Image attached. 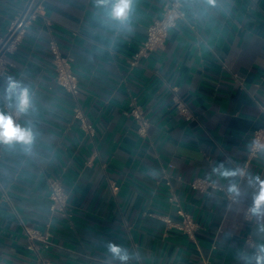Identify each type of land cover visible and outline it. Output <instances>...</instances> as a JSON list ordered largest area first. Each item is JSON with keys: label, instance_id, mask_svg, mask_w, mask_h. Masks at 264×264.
Returning a JSON list of instances; mask_svg holds the SVG:
<instances>
[{"label": "crops", "instance_id": "1", "mask_svg": "<svg viewBox=\"0 0 264 264\" xmlns=\"http://www.w3.org/2000/svg\"><path fill=\"white\" fill-rule=\"evenodd\" d=\"M30 1L0 0V39ZM163 1L134 0L121 27L97 0H35L0 75V112L12 103L9 78L30 89L20 123L34 136L0 142V264L120 262L109 244L127 250L126 264H255L264 216L246 219V209L257 191L249 179L264 180V148L243 179L213 168L236 169L264 123V0H183L195 28L178 23L162 48L131 65ZM51 40L72 57L76 95L55 80ZM132 98L149 120L145 137L127 113ZM77 106L94 133L74 117ZM51 176L70 193L68 216H50ZM195 178L218 187L195 189ZM233 182L241 194L231 201ZM173 195L198 224L193 237L166 221L180 220ZM25 226L48 230L50 242L31 241Z\"/></svg>", "mask_w": 264, "mask_h": 264}, {"label": "built area", "instance_id": "2", "mask_svg": "<svg viewBox=\"0 0 264 264\" xmlns=\"http://www.w3.org/2000/svg\"><path fill=\"white\" fill-rule=\"evenodd\" d=\"M34 4L35 0H31L28 6L14 18L8 31L0 39V75H4L9 71L11 63L6 59V55L13 52L21 43L27 26L35 16ZM181 22L188 24L191 28H195L194 22L190 20L186 12L183 0H164L161 15L153 18L148 25L144 40L141 42L138 50L130 59L131 65H136L141 58L147 57L154 51L162 48L169 36L170 29ZM49 50L53 58L55 80L57 84L74 95L78 94L80 91V85L78 76L71 68L72 57L68 54H64L58 43L54 40L49 42ZM175 106L179 113L184 115L186 118L190 117V109L184 100L176 97ZM261 108L264 112V105L261 106ZM5 109L7 111V115H11L15 123L23 127L20 123V113L8 105H5ZM127 113L130 114L136 121L137 133L141 137H145L148 133L149 120L145 115L144 108L135 98L130 100ZM74 117L81 119V125L87 132L90 134L94 133L92 125L84 120L79 106L74 108ZM263 148L264 123L260 128L253 131L250 146L244 161L235 166V168L239 169L241 172V175L237 176L239 179H243L245 177L248 166L258 156L259 152ZM47 183L49 190L50 216H68L70 193L64 186L62 179L59 176H51L47 179ZM191 186L198 190H205L208 187H218L217 184L201 178H195L192 180ZM228 196L231 201L236 199V196L230 193ZM170 199L176 206V212L180 216V220L178 222H172L167 218L166 221L172 223V225L176 226L188 236L193 237L198 228L197 222L192 218L191 214L184 209L177 197L173 195ZM249 208L250 206L246 209V219L251 220L253 215L249 213ZM24 229L31 241L38 239L45 244L50 242L49 238L51 233L48 230L42 233L37 229L29 228L27 226H25ZM246 242L250 245H254L250 236L246 238ZM114 264H121V262H115Z\"/></svg>", "mask_w": 264, "mask_h": 264}, {"label": "clouds", "instance_id": "3", "mask_svg": "<svg viewBox=\"0 0 264 264\" xmlns=\"http://www.w3.org/2000/svg\"><path fill=\"white\" fill-rule=\"evenodd\" d=\"M215 0H209V3H214ZM99 7L107 10L108 17L117 22L121 27H125L132 15L134 0H97ZM6 97L12 101L10 107H13L18 113L26 114L31 107L32 94L30 89L21 82L8 79L5 88ZM33 132L30 128L21 127L15 123L11 115L0 112V142L11 144L19 142L23 144H31L33 141ZM213 172L225 179L234 178L241 175L239 169H228L223 164L213 168ZM249 183L257 187V191L253 197L252 206L248 209L253 216H264V180L259 176L251 177ZM228 192L232 195L239 196L240 189L236 183H230ZM108 251L113 259L119 260L121 264H126L129 260V253L118 245L109 244ZM255 264H264V244L257 247L254 257Z\"/></svg>", "mask_w": 264, "mask_h": 264}]
</instances>
